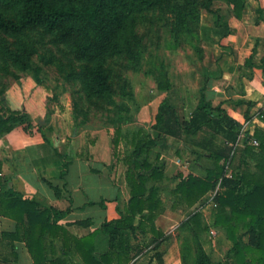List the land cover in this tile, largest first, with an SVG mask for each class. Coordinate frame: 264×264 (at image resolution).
I'll return each mask as SVG.
<instances>
[{
  "label": "trees",
  "instance_id": "trees-1",
  "mask_svg": "<svg viewBox=\"0 0 264 264\" xmlns=\"http://www.w3.org/2000/svg\"><path fill=\"white\" fill-rule=\"evenodd\" d=\"M215 2H221L240 18L247 0H0V138L14 129L32 127L23 111L5 105L7 80L20 74H31L37 86L48 89L41 77L42 67H53L59 77L73 87L74 119L82 117L75 129L84 125L91 110L106 114L111 125L112 157L125 167L124 181L129 198L117 209L118 218L103 222L85 236L72 235L54 223L59 214L36 199H27L9 186L10 178L1 174L3 155L0 149V217L14 223V229L1 233L0 264L10 263L15 242H23L34 264H134L144 254V242L153 252L151 261L164 264L159 249L167 236L155 225L166 210L161 183L165 165L153 149L167 137L192 148L198 159L207 157L210 164L201 176L178 175L170 188L169 210L180 211L185 219L178 230L186 232L180 244L181 264H264V130L252 134L231 118L220 105L214 107L205 95L210 77L203 74L204 87L194 109L185 114L168 95L172 82L163 61L154 66L158 91L166 93L159 103L154 123L147 132L139 129L128 153L120 149L122 129L132 122L130 109L116 99L132 98L125 73L135 69L153 40L167 29L174 47H182L185 38L198 60L202 61V42L219 43L230 30ZM212 16V27H203L201 13ZM261 16L262 11L257 10ZM155 46H158L156 43ZM253 54V52H252ZM252 70L258 69L264 83V57L259 66L246 60ZM171 89V90H170ZM238 103H242L239 101ZM49 115H46L48 117ZM258 117L264 122V109ZM245 120L249 119L244 115ZM156 134V135H155ZM44 146L62 163L59 174L64 180L71 164L68 154L61 155L49 140ZM220 140V141H218ZM252 141L257 146L251 145ZM94 142L90 141V145ZM197 151V152H196ZM198 162H195L197 165ZM54 198L65 197L63 187L42 178ZM213 199V221L207 223L200 207ZM105 200L90 201V206L105 208ZM89 228L90 219L72 223ZM213 228L220 230L231 247L220 261H212L204 249V236ZM60 242V256L46 259L47 240ZM51 244V242H50ZM146 253V252H145ZM132 262V263H131Z\"/></svg>",
  "mask_w": 264,
  "mask_h": 264
},
{
  "label": "crops",
  "instance_id": "crops-1",
  "mask_svg": "<svg viewBox=\"0 0 264 264\" xmlns=\"http://www.w3.org/2000/svg\"><path fill=\"white\" fill-rule=\"evenodd\" d=\"M247 2L240 18L235 17L231 7L218 2L220 15L227 22L230 32L219 43L202 42L206 55L202 58L200 73L195 75L191 84H187L190 91L189 99L192 100L189 102L192 110L196 107L200 90L204 87L203 74H207L210 77L205 85L207 100L211 101L214 107L220 105L231 118L242 125L240 136L244 132L252 134L255 128L264 130V122L258 117L259 112L264 109L262 75L260 70H252L245 63L251 56L252 64L259 66L264 57V0H247ZM258 9L262 11L261 16L257 12ZM205 15L208 14L205 13ZM208 19L205 25L201 22L200 24L211 28L213 18L209 15ZM239 101L242 103H238ZM5 105L10 110L23 111L32 125L29 131H26L24 126H20L4 138H0V149L6 153L3 155L5 160L2 162L1 174L11 179L9 186L24 198L36 199L43 206L54 208L59 214L54 223L65 227L77 237L87 235L99 227L104 219L107 221L117 219V209L123 208L129 198V191L124 181L125 167L120 169V173L116 172L117 167H113L112 152L110 146L106 145L107 133L98 132L95 145H89V147L82 146L86 138L84 130H76V138L67 137V125L63 124L61 113L52 112L48 118L46 117V95L35 87L30 78H22L21 82L8 88L5 94ZM245 114L249 117L247 121L244 118ZM152 124L153 122L150 125ZM43 136L57 149V153L70 156L72 160L70 167L76 165L74 172L68 173L64 180L59 178L63 162L51 153L49 147L44 146ZM74 141H80L81 147L74 146L76 144V142L73 143ZM172 144H175L176 149L182 148L183 145L182 142L167 137L164 144L158 146L164 150L169 149ZM161 149L158 152L161 154L160 160L164 156ZM82 153L83 157H79ZM208 162L209 165L210 161ZM203 168V164L197 163L194 167L189 163L187 167H179L178 173L175 171L176 173L172 176L167 175L166 169L165 179L170 180V185L172 183L175 185L179 174L183 177L189 173L201 176ZM42 178L50 180L59 187H63L66 183L68 193H65V197L69 196L70 200L63 197L54 198ZM108 187L113 191L108 198L100 197L97 200L90 198ZM101 199L105 200L104 209L98 205L87 204ZM212 213V209L203 212L208 224L213 221ZM84 219H90L93 225L83 228L72 224ZM184 219L185 215L180 211L173 212L166 209L156 219L155 225L167 235L170 227L178 226ZM13 229L12 221L0 217V237L1 233L10 232ZM220 236L231 244L223 233ZM47 245L51 246L45 253L46 259L51 258L52 255L60 256V242L48 239ZM13 254L8 264H34L23 242H15ZM151 256L150 253H145L133 262L134 264H155L153 260L151 261Z\"/></svg>",
  "mask_w": 264,
  "mask_h": 264
},
{
  "label": "rangeland",
  "instance_id": "rangeland-1",
  "mask_svg": "<svg viewBox=\"0 0 264 264\" xmlns=\"http://www.w3.org/2000/svg\"><path fill=\"white\" fill-rule=\"evenodd\" d=\"M213 8L220 9L219 3L215 2ZM201 15V24L205 25L209 20V15L206 16L205 12H202ZM156 43H158V46H155ZM153 44L154 45H150L145 55H143L140 64L136 66L135 69H132L125 73V76L127 77L131 86L132 98L125 100L118 98L116 99L118 103L123 102L129 107L132 117V122L125 125L122 129V139L119 147L123 153H128L130 151L132 147L131 141L134 137V134L139 129L147 132L150 124L152 122L154 123L156 106L158 102L167 95L166 93L158 91L156 88L154 66L156 64L158 65L159 61H163V63L165 64L166 70L169 73V79L172 82V90L170 89L171 91L168 94L171 96L172 101L176 103L177 107H179L180 110L183 109L182 112L185 114H187L191 108L189 102L192 100L189 99L190 91L188 90L187 84H191V82L194 81V78L197 76L196 74L200 73V66L202 61L198 60V54H196L192 47L187 44V38H185L182 47H174L167 29L162 30L160 38L157 40H153ZM205 55L206 54L203 50L202 58L205 57ZM41 67V77L43 78L48 89L37 86L34 81H32L35 87L43 91L46 95V115H50V113L52 112L57 113L59 111V113H61L60 115L62 116V119L64 120V123H62L64 125H67V137L70 136L72 139L76 138V130H84L86 134V138L84 139L82 144V146L84 147H89L90 141L94 142V144H91L90 146H94L97 140L96 136L98 135V132H106L107 134L105 135V138H108V143L106 145L107 147L108 145L110 146L112 152L111 135L113 132V128L111 127V125L107 124L106 114L101 115L100 113H96V111L91 110L87 122L79 128L75 129V124L79 123L82 120V117L78 116L77 120L74 119V88L67 85L62 80V78L59 77L53 67H46L43 65H41ZM192 70L194 72H192ZM20 75L21 78L17 81L13 79L7 80L8 88L18 84V82H21L22 78L32 79L31 74ZM75 142L76 144H74V146L81 147L80 141H74L73 143ZM174 146L175 144H172L170 145L169 149L166 148L164 150H162L160 146H157L155 147V149H153L154 152L150 155L151 160H153L155 154L161 155L158 153L159 149H161V152L164 153L162 160L164 162V165H166L165 170L167 169L168 176H172L176 172L178 173L179 170L177 169L179 167H187L189 163L193 164L194 167L196 166L195 162L203 164L204 167L208 165L209 162L207 158L203 157L202 159H198L196 158V156L192 155V148H190V146L188 147L182 145V148L178 149H176ZM83 155L84 154L82 153L79 157H83ZM115 163L116 162L113 159V167H117L116 172L120 173V169H123L124 166L121 162L117 164ZM75 166L76 165L72 167L69 166L68 173L72 174V172H74ZM173 186L174 183L170 185V180L165 179L161 183L162 194L166 198V209H169L170 207L168 196L169 190ZM108 188L97 192L90 198H92L93 200H97L100 197L108 198V196L112 195L113 193L112 188ZM178 226L169 228L166 235L167 240L166 242L162 243L159 249L164 253V262H168V264H176V262L177 264H181L180 244L182 242V238H186L187 234L184 230L179 231ZM216 232L217 236L214 238H210L208 234H205L204 236V249L210 255L212 261L214 262L222 260L225 257L228 249L231 247V244L223 240L221 236L219 237L221 231L217 229ZM138 240L139 241L137 242L133 241V243L138 244L140 242L141 245V243L144 242V252L153 255V252L150 250L151 246L147 245L149 236L144 238L138 237Z\"/></svg>",
  "mask_w": 264,
  "mask_h": 264
},
{
  "label": "built area",
  "instance_id": "built-area-1",
  "mask_svg": "<svg viewBox=\"0 0 264 264\" xmlns=\"http://www.w3.org/2000/svg\"><path fill=\"white\" fill-rule=\"evenodd\" d=\"M251 145L254 146V147H256L258 144H257L256 141H252V142H251ZM217 191H218V188H217L214 192L210 193V195H209V199H208V201H207V204L204 205L203 207H200V210L202 211V213H203L205 210H206V211L209 210V209H212V210H213V209L215 208V204L213 203V199H214V197H215ZM216 236H217V232H216V230L213 229V228H211V229L209 230V237H210V238H214V237H216Z\"/></svg>",
  "mask_w": 264,
  "mask_h": 264
}]
</instances>
